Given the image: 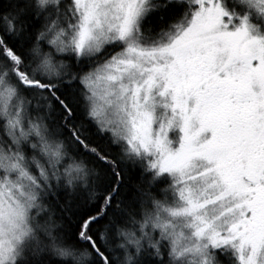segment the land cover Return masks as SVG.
<instances>
[{
	"label": "snow or ice",
	"instance_id": "obj_1",
	"mask_svg": "<svg viewBox=\"0 0 264 264\" xmlns=\"http://www.w3.org/2000/svg\"><path fill=\"white\" fill-rule=\"evenodd\" d=\"M0 264H264V0H0Z\"/></svg>",
	"mask_w": 264,
	"mask_h": 264
}]
</instances>
